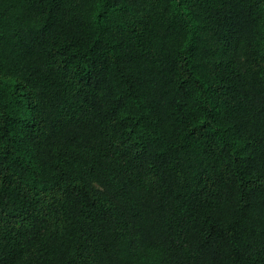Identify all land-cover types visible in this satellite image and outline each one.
Here are the masks:
<instances>
[{"label": "trees", "instance_id": "obj_1", "mask_svg": "<svg viewBox=\"0 0 264 264\" xmlns=\"http://www.w3.org/2000/svg\"><path fill=\"white\" fill-rule=\"evenodd\" d=\"M0 264H264V0H0Z\"/></svg>", "mask_w": 264, "mask_h": 264}]
</instances>
